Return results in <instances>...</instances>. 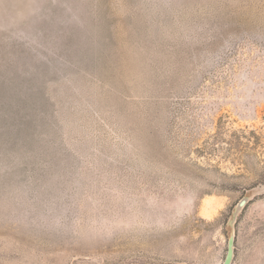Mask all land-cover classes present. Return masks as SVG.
Listing matches in <instances>:
<instances>
[{
	"label": "rangeland",
	"instance_id": "1",
	"mask_svg": "<svg viewBox=\"0 0 264 264\" xmlns=\"http://www.w3.org/2000/svg\"><path fill=\"white\" fill-rule=\"evenodd\" d=\"M264 264V0H0V264Z\"/></svg>",
	"mask_w": 264,
	"mask_h": 264
},
{
	"label": "water",
	"instance_id": "2",
	"mask_svg": "<svg viewBox=\"0 0 264 264\" xmlns=\"http://www.w3.org/2000/svg\"><path fill=\"white\" fill-rule=\"evenodd\" d=\"M249 202H250V197L245 196L239 200V202L236 204L234 208L232 217L228 222L231 232L228 238L226 256L222 264H232L233 263V260L235 257V242H236L235 225H236L239 214L242 212V210L247 206Z\"/></svg>",
	"mask_w": 264,
	"mask_h": 264
}]
</instances>
